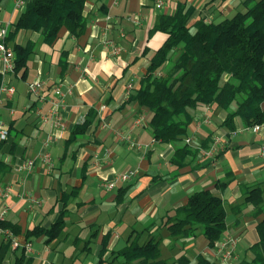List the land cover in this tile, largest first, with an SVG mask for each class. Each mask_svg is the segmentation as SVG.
Instances as JSON below:
<instances>
[{
    "label": "crops",
    "instance_id": "obj_1",
    "mask_svg": "<svg viewBox=\"0 0 264 264\" xmlns=\"http://www.w3.org/2000/svg\"><path fill=\"white\" fill-rule=\"evenodd\" d=\"M17 1L0 0V28L17 21L22 12L15 7ZM21 1L25 5L28 0ZM245 1L225 0L219 4L213 0H169L157 10L154 0H86L83 14L87 29L80 38L63 29L55 45H37L28 59L25 77L20 73L5 76L4 83L13 86L15 93L1 96L0 118L12 126L15 141L24 151L22 160L36 158L32 172L25 174L15 170L20 159L0 156L9 168L0 178V185L11 186L10 196L0 198V210L7 206L4 222L21 230L20 235H15L20 244L11 246L14 254L5 264L21 254L30 258L31 264H123L117 252L148 228L150 232H144L140 241L159 236L160 257L168 262L180 264L181 259V264H201L202 259L207 261L205 264H218L216 246L229 235L237 237L238 244L235 259L227 264H241L242 259L253 258L248 248L258 240L255 225L260 218H254L248 206L234 215L231 203L243 201L241 185L264 187V131L255 132L237 118L235 131L228 133L220 127L225 112L211 107V123H203L198 129L192 123L188 130L187 144L198 149V154L188 158L186 166L177 168L171 162L176 144L155 141L147 128L151 114L136 102L125 104L127 86L132 84L133 90L138 87L151 54L167 37L161 32L150 33L159 15L171 14L177 4H184L193 9V21L203 18L216 22L227 12L243 11ZM130 17L139 19L140 25L127 21ZM28 40L36 42L37 33L23 31L16 37L18 44ZM112 45L121 48L120 54H112ZM61 58L67 63L63 72ZM34 80L45 81L49 87L61 85L63 90L72 86V94L66 97L61 110L62 130L40 119L39 113L47 114L50 104L48 97L38 101L28 93L27 83ZM91 109L96 112L93 125L83 137L68 145L72 128L81 124ZM203 110L195 112L194 119ZM141 115L145 121L137 126L133 122ZM115 130L127 134L129 139L118 141ZM49 134L55 139L45 145ZM217 135L224 138V144L207 154L212 137ZM207 137L209 149L205 150L201 146ZM106 151L110 152L108 163L102 160ZM46 152L52 160L50 168L38 158ZM129 172H135V177L116 181L108 191L103 187L105 182ZM222 182L227 186L220 187ZM201 190H209L221 198L224 206H231L227 230L214 251L207 242L209 250L198 253L194 242L203 235L172 238L161 226L172 210ZM63 194L65 203L61 201ZM63 208L64 227L55 240L47 244L43 236L24 238L26 230L49 228ZM249 235L253 243L247 241ZM243 241L250 245L244 246ZM26 243L30 251L25 248ZM175 250L183 254L174 256Z\"/></svg>",
    "mask_w": 264,
    "mask_h": 264
},
{
    "label": "trees",
    "instance_id": "obj_2",
    "mask_svg": "<svg viewBox=\"0 0 264 264\" xmlns=\"http://www.w3.org/2000/svg\"><path fill=\"white\" fill-rule=\"evenodd\" d=\"M224 1L213 0L219 4ZM85 2L28 0L17 21L8 27L5 38L14 56L13 73L26 76L28 59L38 45L31 40L18 44L16 37L19 33H37L41 44L46 46L55 45L63 29L78 39L87 29L83 14ZM242 5L244 10L229 19L205 22L203 18L193 21V9L177 4L171 14L158 16L150 32H161L167 37L151 54L145 74L125 104L136 102L140 109L151 114L147 128L155 141L176 144L171 162L177 168L186 166L187 159L198 154V149L185 142L195 112L207 106L222 110L225 117L220 127L228 133L235 131L237 118L245 127L264 124V0H246ZM171 55L175 57L171 59ZM64 60L61 58V72L67 67ZM1 82L0 74V85ZM95 118L94 109L89 110L84 121L72 128L67 144L83 137ZM209 138H205L201 146L205 150L209 149L206 146ZM6 155H12L14 161L25 160H22L24 151L15 141L11 125H8L7 138L0 143V156ZM8 171V165L0 159V178ZM219 185L226 187L227 183ZM240 189L243 201L231 206L233 214L239 215L250 205L253 217L260 218L255 225L258 240L248 248L253 258L242 259L241 264H264V187L253 184L241 185ZM64 195L61 201L65 203ZM65 215L66 209L63 208L49 228L37 226L26 230L24 238L30 240L43 236L45 243H51L62 233ZM225 216L221 198L209 190H201L192 193L184 205L172 210L164 222L170 237L190 238L201 234L209 248H214L227 230ZM1 226L14 235L21 233L18 227L7 222H2ZM144 232L149 233L150 229L136 234L117 252V258H121L123 264L134 261L137 264H175L160 257L159 236L140 241ZM11 254L14 253L10 241L0 238V264L7 263ZM178 262L181 264L182 260ZM200 263L207 261L201 259ZM9 264H31V260L21 254L14 256Z\"/></svg>",
    "mask_w": 264,
    "mask_h": 264
},
{
    "label": "built area",
    "instance_id": "obj_3",
    "mask_svg": "<svg viewBox=\"0 0 264 264\" xmlns=\"http://www.w3.org/2000/svg\"><path fill=\"white\" fill-rule=\"evenodd\" d=\"M169 0H154L153 4L155 9L161 10L163 9ZM23 1L18 0L15 4V7L18 9H23ZM127 21L133 23L135 26L140 25V21L137 18H127ZM205 22H208L205 20ZM8 31V25L0 28V74L2 76V82L0 85V103H1V96L4 94L12 95L15 93V88L13 86L7 85L4 83V78L6 75L11 74L14 72V56L10 49V46L6 44L5 38ZM112 54L118 55L121 52V48L119 46L112 45ZM160 72L158 73V76ZM133 89V85L129 84L127 86V94L129 95ZM27 91L28 93L36 98L38 101H46V97H48V102L50 104V108L47 114L39 113L40 119L43 122H50L54 127L58 129H63L64 126L62 125L61 119V110L65 105L66 97L72 94V86L68 85L65 90L62 89L61 85H55L49 87L47 82L42 80H34L27 83ZM50 94H49V93ZM48 95H51L48 96ZM203 114L199 115V117L193 120V126L195 129H198L201 124L211 123V107L207 106L203 110ZM145 121L144 116H139L133 122L135 125L140 126ZM105 126V125H104ZM253 131H264V124L261 125H254L251 128ZM117 140L120 142L127 141L129 136L124 134L119 130L114 131ZM8 135V125L0 118V141H3L7 138ZM55 139V136L49 134L45 138V145L51 144ZM186 143H189L190 140L186 138ZM225 140L220 135L212 137V143L210 149L207 151V154H211L215 148H220L224 144ZM40 161L47 165V167H52V160L50 154L48 152L42 154L38 157ZM110 152L106 151L103 156L102 160L105 163L110 161ZM36 158H27L22 161L17 168L15 169L17 172H22L25 174H29L32 172L35 166ZM135 172H129L127 174H121L120 176L116 177L115 180L107 181L103 184V187L108 191L115 187L116 181L125 182L130 180L132 177H135ZM11 193V186L10 185H0V198L2 200L7 199ZM7 212V206H3L0 210V238L10 241V246L13 248L19 246L20 242L18 241L17 237L9 230L5 229L1 226V223L4 222L5 214ZM238 244V238L232 235L227 236L223 239L217 246H216V261L218 264H227L230 260L235 259V250ZM25 248L29 250V244H24Z\"/></svg>",
    "mask_w": 264,
    "mask_h": 264
},
{
    "label": "rangeland",
    "instance_id": "obj_4",
    "mask_svg": "<svg viewBox=\"0 0 264 264\" xmlns=\"http://www.w3.org/2000/svg\"><path fill=\"white\" fill-rule=\"evenodd\" d=\"M238 11H240V10H238ZM237 10H235V11H232V12H227V13H225L223 16H221L220 18H218L217 20H216V22H220V21H222V20H224V19H229V18H231V17H233L234 16V14L236 13V12H238ZM38 35V40L36 41L38 44H41V41H40V36H39V34H37ZM175 56L174 55H171V59H173ZM263 107H264V102H263ZM193 191H196V190H193ZM231 204H234V203H231ZM230 204L229 205H225V209H226V216H225V222H229V220H230ZM249 207V210H250V212L252 211V206H248ZM258 221V220H257ZM161 227H163V228H166L167 227V225L165 224V222L163 221L162 222V226ZM250 230H252L253 231V229L251 228ZM164 232H165V230H164ZM254 232V231H253ZM166 233H168V232H166ZM253 236H255L254 235V233H253ZM246 239H247V241L249 242V243H253V237L251 236V235H249V236H246ZM255 239V238H254ZM173 240V239H172ZM196 241L194 242V243H196L195 245H194V248L196 249L195 251L196 252H198V253H202V251H205L206 252V249L207 250H209L208 249V247H207V241H206V239L204 238V237H202V236H200V237H197L196 239H195ZM255 241V240H254ZM248 242H247V244L243 241L242 242V244L244 245V246H247V245H250V244H248ZM212 251H214V248H210ZM161 252L164 254L165 253V250H164V248L162 247V249H161ZM188 253V252H187ZM183 254V251H180V250H175V254H174V256H180V255H182ZM241 255H243V252H242V250H241ZM168 262V261H167ZM170 262H172V261H170ZM137 264V263H136Z\"/></svg>",
    "mask_w": 264,
    "mask_h": 264
}]
</instances>
